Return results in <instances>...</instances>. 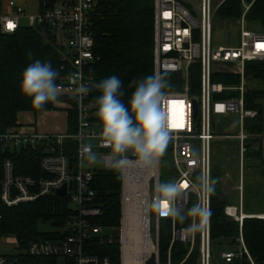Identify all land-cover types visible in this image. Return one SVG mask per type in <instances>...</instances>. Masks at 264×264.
<instances>
[{"label":"built area","instance_id":"1","mask_svg":"<svg viewBox=\"0 0 264 264\" xmlns=\"http://www.w3.org/2000/svg\"><path fill=\"white\" fill-rule=\"evenodd\" d=\"M227 0H155L154 8V73L159 75H181L171 84L168 96L161 104L167 118V126L173 136L168 148L171 150V181H179L188 198L177 201L181 211L198 200L210 208L211 215L201 230L187 233L178 221L163 218L150 210L156 195V187L162 183V161L145 165L138 161L135 153H126L128 161L119 169L122 175V215L117 238L114 229H107L96 222L102 214L97 203V191L93 187V170L84 169L82 146L91 145L104 162V169L113 167L114 153L101 135V127L95 121V104L91 92L82 96L76 92L81 84L94 86L91 64L96 60L95 39L92 31L93 16L99 0H56L36 13H28L16 0H9L7 9L0 7V52L2 37L15 33L22 25L21 18H28L30 26L37 27L45 38L54 37L64 64L71 66L70 72L57 83L61 93L70 95L74 104L58 102L65 108L75 109L78 130L75 134L40 131L30 124L2 132L0 149L7 151L33 150L41 152L39 177L16 174L12 158L0 163V264H25V256L32 258L62 259L64 264H112L110 257L98 253L99 245L119 244L120 264H174L176 245L187 247L183 264L192 257L193 264H233L234 260L250 253L244 234V219L264 214H247L244 210V172L246 141L254 136L243 130L246 119H254L258 111L247 108L246 64L249 61H264V29H251L246 15L255 0L248 3L242 17L235 23L236 33L225 37V44L217 40L216 18L219 8ZM11 25L12 27H9ZM198 67V69H197ZM199 74V86L194 78ZM222 74L239 75L237 84L217 81ZM195 99L198 100L195 115ZM242 124L236 134L235 124ZM78 144L79 168L71 173L69 158L63 145L67 139ZM237 139L240 157L239 204L225 207L227 217L239 222L240 235L225 238L216 244L212 237V194L193 191L200 184V177L211 178L217 139ZM67 186L64 196H69L72 214L55 230L43 232L23 248L19 238L3 230L4 207H14L34 202L42 197L56 195ZM167 207V205H162ZM194 218L192 217V220ZM167 223L166 229L163 223ZM192 222V221H191ZM190 224V223H189ZM163 233L171 235L168 247L163 248ZM222 244L219 254L217 248ZM219 257V259H218Z\"/></svg>","mask_w":264,"mask_h":264},{"label":"trees","instance_id":"2","mask_svg":"<svg viewBox=\"0 0 264 264\" xmlns=\"http://www.w3.org/2000/svg\"><path fill=\"white\" fill-rule=\"evenodd\" d=\"M56 0H39L40 8L53 6ZM0 0V7H1ZM251 3L252 0H247ZM154 8L155 0H99L93 16L92 31L95 39L94 54L96 60L91 64V74L96 83L112 75H116L123 82L125 95L122 100L125 104L134 91L129 84L134 79L143 78L154 74ZM245 10L243 0H227L218 10L216 18L237 22ZM247 24L251 29H264V0H255L246 15ZM2 49L0 52V130L2 132L25 126V115H34L53 110L67 112V133L75 134L78 130L77 111L73 108H60L58 102L67 101L74 104L70 95L61 93L57 102L47 103L43 109L33 107L31 99L22 94L20 90L21 74L24 69L35 60L50 61L52 67L59 72L60 78L70 72L71 66L64 64L60 48L54 37L45 38L41 31L34 26H22L13 34L2 37ZM198 69V67H197ZM170 85L177 80L181 83V75L165 74ZM194 86H199V74L193 77ZM246 79L257 80L261 86L248 87L245 93L247 108L258 111V116L252 126L248 128L249 134L254 136L247 145V152L257 143L259 148L251 153L255 159V167L264 177V113L260 101L264 99V61H249L246 64ZM217 81L226 84L240 83L239 75L222 74L216 77ZM166 89V91L171 90ZM99 92L93 87L90 99L94 102ZM95 104V102H94ZM94 111L97 113L95 105ZM95 121H100L95 116ZM63 149L69 158L71 173L76 174L79 168L78 144L74 139H67ZM245 154V157H246ZM41 152L33 150L7 151L0 149V161L12 158L16 166V174L39 177ZM218 160V159H217ZM0 162V163H1ZM223 162H214L212 180L214 176L221 175ZM93 187L97 191V203L102 208V214L96 218V222L107 229H114L117 238V230L120 226L122 214V175L119 169L93 170ZM212 194V237L216 244L222 243L225 238L236 240L240 235L239 222L229 218L225 214V207L232 204V200L221 195L220 189L215 188ZM69 196L50 195L42 197L34 202H27L14 207H4L3 230L7 234L19 238L23 248H27L30 241L42 237L44 233L40 227L44 223H51L54 227L63 225L73 208ZM192 206V205H191ZM189 206V208H191ZM184 211L185 213L187 212ZM192 217H188L180 226L191 223ZM243 234L250 257L244 254L234 260L233 264H264V219L248 217L244 219ZM171 235L163 233V248L168 247ZM98 253L110 257L112 264H120L119 244L105 243L99 245ZM187 247L176 245L174 250V264H180L184 260ZM25 264H58L55 258H32L25 256ZM195 258L187 260L183 264H193ZM162 264H167L162 257Z\"/></svg>","mask_w":264,"mask_h":264},{"label":"clouds","instance_id":"3","mask_svg":"<svg viewBox=\"0 0 264 264\" xmlns=\"http://www.w3.org/2000/svg\"><path fill=\"white\" fill-rule=\"evenodd\" d=\"M59 72L50 61L39 59L30 63L21 74L20 90L31 99L33 107L43 109L49 102H57L61 94L56 81ZM93 87L99 92L94 99L97 117L101 123V135L104 143L115 154L113 167L121 169L126 165V153L131 150L139 162L145 165L156 164L164 156L173 136L167 126V118L161 104L168 96L166 89L171 85L165 76L152 74L134 79L129 87H134L127 104L122 100L125 95L122 80L116 75L100 80L94 86L81 84L76 92L88 95ZM82 157L89 163H95L97 154L92 146H82ZM215 181L200 177V184L193 186V191L211 195L214 193ZM156 195L150 205L154 214L163 218H173L184 223L188 217L194 219L184 229L191 234L201 230L211 215L210 208L198 200L187 212L181 211L177 201L181 196L188 198L179 181H165L156 187ZM167 205V207H162Z\"/></svg>","mask_w":264,"mask_h":264},{"label":"rangeland","instance_id":"4","mask_svg":"<svg viewBox=\"0 0 264 264\" xmlns=\"http://www.w3.org/2000/svg\"><path fill=\"white\" fill-rule=\"evenodd\" d=\"M238 22V21H237ZM237 22H229L227 20L220 19L217 21L216 25V35H217V40L220 43L225 44V37L228 36L230 33H236L237 31V26L235 27V23ZM20 24L22 26H30L31 22L28 18L24 17L21 18ZM248 87H258L261 86V82L257 80H248L247 81ZM262 104L263 108V113H264V99L260 101ZM57 106L60 108H64V105H60L57 103ZM56 111V110H53ZM255 122V119H246L244 121V128L243 130L245 133L249 134L248 128L252 126ZM100 125V124H99ZM101 126V125H100ZM236 134L239 132V129H242V124L236 123L235 125ZM67 131V130H66ZM254 138V137H253ZM249 138L246 141V144H249L252 142L251 139ZM253 147L252 149L248 151L245 157L244 161V166H245V172H244V180L247 179L246 183H250V172L252 170H256L255 165V159L251 157V153L253 150L259 148L257 146V143L252 144ZM97 154V159L95 163H89L86 158L83 159L82 165L84 169L87 170H97V169H104V162L101 159L100 154ZM218 159V160H217ZM219 160L223 162V165L220 167L222 170V176L221 175H215L214 176V187L217 188V190L220 189L221 195L231 199L232 204L238 205L239 204V191H238V185L240 183V157L238 153V140L237 139H217L215 142V156H214V162L217 163ZM172 158H171V150L167 147V150L163 156V161H162V182L165 181H171V175H172ZM173 176V175H172ZM261 205L264 206V202L261 203ZM72 207V205H71ZM264 209V207H263ZM122 215V214H121ZM121 223V221H120ZM164 229L167 227V223H163ZM40 230L42 232H48V231H53L55 230V227L51 223H44L41 225ZM119 229L117 230V232ZM219 254L222 251V244L221 246L217 249ZM219 259V257H218ZM58 264H64V261L62 259L58 260Z\"/></svg>","mask_w":264,"mask_h":264},{"label":"crops","instance_id":"5","mask_svg":"<svg viewBox=\"0 0 264 264\" xmlns=\"http://www.w3.org/2000/svg\"><path fill=\"white\" fill-rule=\"evenodd\" d=\"M28 13H36L39 10V0H16ZM9 0H2L1 6L7 9ZM26 125L34 124L43 132L63 133L67 130V112L64 110L47 111L34 115L24 116ZM264 154V139H263ZM250 183L244 180V210L247 214H264L262 202H264V177L259 171L250 172ZM218 249V248H217Z\"/></svg>","mask_w":264,"mask_h":264},{"label":"water","instance_id":"6","mask_svg":"<svg viewBox=\"0 0 264 264\" xmlns=\"http://www.w3.org/2000/svg\"><path fill=\"white\" fill-rule=\"evenodd\" d=\"M195 115H197V106H198V100L195 99ZM129 153H134L131 150H129ZM67 191V186L64 185L62 188L58 189L55 194L59 195V196H63L66 194ZM150 264H154L155 263V259L154 257L149 261Z\"/></svg>","mask_w":264,"mask_h":264},{"label":"snow or ice","instance_id":"7","mask_svg":"<svg viewBox=\"0 0 264 264\" xmlns=\"http://www.w3.org/2000/svg\"><path fill=\"white\" fill-rule=\"evenodd\" d=\"M9 27H12L11 25H9Z\"/></svg>","mask_w":264,"mask_h":264}]
</instances>
